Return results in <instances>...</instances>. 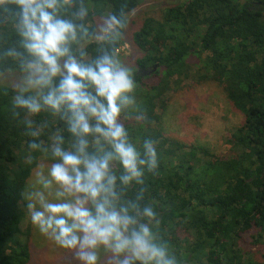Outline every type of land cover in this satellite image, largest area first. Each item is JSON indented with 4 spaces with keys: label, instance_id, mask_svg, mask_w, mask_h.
<instances>
[{
    "label": "trees",
    "instance_id": "trees-1",
    "mask_svg": "<svg viewBox=\"0 0 264 264\" xmlns=\"http://www.w3.org/2000/svg\"><path fill=\"white\" fill-rule=\"evenodd\" d=\"M142 2L71 0L66 10L79 22L73 13L84 5L90 31L95 18L120 17L125 27L117 51L130 23L136 25L129 38L140 53L132 70L143 118L133 114L122 122L131 139L158 141L159 165L126 197L141 194V206L155 207L160 223L154 231L177 264H264V0H186L130 20ZM83 45L89 59L100 54L98 41ZM13 48L22 51L14 21L0 10V77L22 78L18 61L7 54ZM208 85L239 119L219 152L164 127L176 94ZM15 94L16 87L0 84V264H32L41 250L32 251L38 243L20 192L42 158L29 143H47L54 134L67 141L69 134L47 112L30 116L14 108ZM58 262L71 264L64 254Z\"/></svg>",
    "mask_w": 264,
    "mask_h": 264
},
{
    "label": "clouds",
    "instance_id": "clouds-1",
    "mask_svg": "<svg viewBox=\"0 0 264 264\" xmlns=\"http://www.w3.org/2000/svg\"><path fill=\"white\" fill-rule=\"evenodd\" d=\"M70 4L0 0L22 49L7 53L22 75L13 107L30 116L47 112L69 134L67 141L54 134L47 143H29L42 161L20 192L24 212L32 229L71 264H177L154 231L160 223L155 207L141 206V194L126 197L158 168L159 144L151 137L131 139L122 122L133 114L143 118L133 70L113 47L125 23L109 15L90 31L87 8L73 13L77 22L66 14ZM92 40L100 54L89 59L83 44Z\"/></svg>",
    "mask_w": 264,
    "mask_h": 264
},
{
    "label": "rangeland",
    "instance_id": "rangeland-1",
    "mask_svg": "<svg viewBox=\"0 0 264 264\" xmlns=\"http://www.w3.org/2000/svg\"><path fill=\"white\" fill-rule=\"evenodd\" d=\"M184 1L186 0H143L129 15V19L142 17L146 13L157 14L163 7H171ZM102 19H94L96 30L97 26L102 23ZM135 28V23L134 25L130 23L123 37L125 43L117 51L121 60L130 68L133 67L132 59L140 54L137 52L138 49L130 45L131 39L129 37ZM20 79L21 77L10 74L0 77V84L16 87ZM233 123H239L238 116L229 110L220 92L208 85L191 88L187 92L176 94L171 100L165 116L164 127L165 131L174 137L208 143L214 151L219 152L226 149L224 135ZM34 239L38 243V249L33 248L32 251L44 250V252L39 251V256L37 255L32 264H60L58 259L62 253L59 250L55 249L50 242L45 241L35 231Z\"/></svg>",
    "mask_w": 264,
    "mask_h": 264
}]
</instances>
